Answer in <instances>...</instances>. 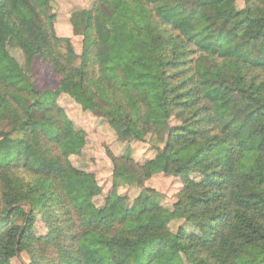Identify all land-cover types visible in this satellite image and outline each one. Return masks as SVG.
<instances>
[{"label":"trees","instance_id":"trees-1","mask_svg":"<svg viewBox=\"0 0 264 264\" xmlns=\"http://www.w3.org/2000/svg\"><path fill=\"white\" fill-rule=\"evenodd\" d=\"M55 1L0 0V264L19 257L25 264H176L181 253L193 264H264V56L257 52L264 0H244V8L223 15L229 45H202L161 19L136 26L125 14L164 4L196 16L228 0L66 4L60 14L82 38L81 52L58 36ZM97 14L110 29L130 34V61L116 67L112 85L94 71ZM2 33L50 61L62 75L57 89L37 88ZM152 80H159L163 99L174 107L175 124L152 120L146 89ZM125 91L141 96V119H133ZM238 91L241 111L236 121L222 123L214 106L231 102ZM63 96L103 119L126 145L110 156L106 187L95 172L72 162L89 142L60 105ZM49 127L56 129L52 137L43 132ZM249 127L255 145L241 138ZM153 133L177 149L157 146L153 156L136 160L133 143ZM35 138L61 164L56 175L43 171ZM177 180V201L166 204L164 189L171 191ZM186 197L191 210L180 206ZM39 220L46 233H37Z\"/></svg>","mask_w":264,"mask_h":264},{"label":"rangeland","instance_id":"rangeland-1","mask_svg":"<svg viewBox=\"0 0 264 264\" xmlns=\"http://www.w3.org/2000/svg\"><path fill=\"white\" fill-rule=\"evenodd\" d=\"M91 2L92 0H56L52 5V11L57 14L55 26L58 36L70 38L77 52H81L82 50V38L74 36L72 27L60 14V11L64 10L63 6L66 4H70L72 7L86 8L90 6ZM244 6V0H237L236 2L228 0L221 5L202 8L196 16H190L185 12L175 11L170 6L158 4L147 6L141 11L127 9L125 14L129 21L136 26H143L153 20L161 19L168 23L167 25H171V28L176 27L177 31L183 32L187 36H196V40L202 45H212L218 42L229 45L232 38L229 29L222 28V17L234 9L240 10ZM95 23L99 48L94 64V71L105 83L112 85L114 83L116 67L130 61L131 57L127 51L130 34L127 31L110 29L104 16L101 14L96 15ZM161 39L164 40L163 37ZM2 40L4 46L20 62L24 71L32 78L40 91L57 89L62 75L55 70L50 61L39 57L27 44L16 41L9 33H2ZM61 46L66 50L68 44L62 42ZM257 52L260 56H264V38L260 42ZM146 89L150 94L149 103L152 110V120L157 125L166 122L175 124L176 121L173 118L175 113L174 107L163 99L162 86L159 80H152L147 83ZM238 89L240 90V88ZM124 96L130 105L133 119H141L146 114V106L142 102L141 96L132 95L129 91H125ZM60 105L66 110L75 124L86 131L89 142L82 154L72 157V162L78 168L95 172L101 184L106 187L105 177H108L113 169L110 156H118L123 151V146L126 147V145L115 137V134L103 119L86 114L70 98L63 96ZM242 105L243 95L238 91L234 100L228 103H217L214 109L215 112L220 114L222 123L230 124L232 121H236ZM43 132L47 136L52 137L56 134V129L54 127L44 128ZM156 136V133H153L147 137L146 141L133 143L132 154L136 160L144 161L148 157L153 156L156 153L155 147L157 146L167 152L177 149V144L170 143L166 146ZM241 138L250 145H255L257 141L253 127L247 128L242 133ZM34 143L39 157L43 160V171L47 174L56 175L61 170V164L57 160L47 156L46 148H44L38 139L35 138ZM218 153L224 159L222 149ZM181 185L182 182L177 180L171 191L168 187H165L164 190L167 191V195H165L166 204H174L177 201V194ZM159 187L161 188L162 186ZM137 192L136 190L133 195H136ZM191 201L190 198L186 197L180 203V206L191 210ZM36 231L38 234L47 232V228L41 220L36 224ZM24 260V258H16L13 264H25ZM175 261L176 264H193L183 253L178 254Z\"/></svg>","mask_w":264,"mask_h":264}]
</instances>
